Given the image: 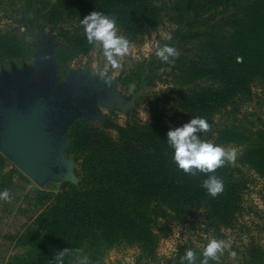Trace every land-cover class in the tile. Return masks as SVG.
Instances as JSON below:
<instances>
[{
  "label": "trees",
  "instance_id": "16d2710c",
  "mask_svg": "<svg viewBox=\"0 0 264 264\" xmlns=\"http://www.w3.org/2000/svg\"><path fill=\"white\" fill-rule=\"evenodd\" d=\"M14 1L20 3L23 26L39 22L56 31L58 61L95 48L80 25L92 11L115 17L119 34L131 44L167 21L173 29L166 44L180 55L174 64L159 60L156 68L148 62L134 69L136 85L155 86L159 68L169 81L164 90L142 99L149 100L145 121L133 111L122 125L76 119L67 126L66 155L76 165L77 182H63L55 193H36L41 211L17 238L26 251L8 264H52L55 252L65 248L103 264L106 252L122 244L154 261L159 232L168 231L167 223L199 225L205 235L234 228L247 209L248 172L264 180V118L257 119L259 126L215 119L236 115L238 103L250 101L253 89L262 91L264 110V0H0ZM10 33L0 32V58L10 53ZM193 117L210 124L209 132L198 134L202 140L237 148L235 166L208 174L224 182L216 198L201 187L206 174L192 176L177 168L167 143L166 133L174 129L169 121L185 124ZM5 162L0 154V169ZM5 189L13 191L10 174H0V192ZM208 241L201 237L202 246L179 244L165 264H180L188 249L202 258ZM235 253L241 256L238 264H264V247L253 239ZM76 261V256L65 257V264Z\"/></svg>",
  "mask_w": 264,
  "mask_h": 264
},
{
  "label": "rangeland",
  "instance_id": "374dc122",
  "mask_svg": "<svg viewBox=\"0 0 264 264\" xmlns=\"http://www.w3.org/2000/svg\"><path fill=\"white\" fill-rule=\"evenodd\" d=\"M19 20H21L20 3L15 1L12 3L0 2V32H11L10 34L13 36V39L8 37L7 42L11 46L10 53L0 58V79L3 73L10 74L13 68L17 70L27 68L31 75L38 71L36 65L38 49L34 45L33 38L27 33L25 26L19 23ZM37 23V28L41 29L46 36H52L54 43L53 60L57 77L56 86L66 82L69 72L89 70L91 73L93 67L102 68L104 66L105 61L102 53L96 47L89 53L76 57H69L67 54H64L58 61L56 59V51L60 40L57 38L56 31L48 26H43L39 22ZM172 29L173 26L165 21L159 28L145 37L141 43L132 44L131 54L122 60L123 69L118 72L109 73L112 76V81L116 82L115 90L123 98L122 104L130 101L136 95L133 105L126 110L100 108V113L104 117V120H87L88 122L101 124L105 121H112L122 125L133 111L137 113L140 120H146L149 100L144 101L142 99H148L155 93L164 90L169 81L164 73V68L157 69L155 86H147L146 84L136 85L131 80L133 79L132 75L139 63L154 62L155 68L159 66L160 61L155 56L153 45L156 41H159L161 46L166 44L168 39H165V36L167 34L171 35ZM117 34L120 35L119 32ZM130 86H134L132 93L128 92ZM262 94L260 89H253V97L250 101L238 103L236 115L234 113L232 115L221 114L216 117L215 122H231L234 118H237L236 120H240L247 126H259L257 119L264 118V110L259 104ZM79 119L85 120L83 117ZM169 123L173 128L184 124L180 119L169 121ZM67 126L63 129L66 139H68ZM225 148L235 147L227 146ZM67 158L73 161L71 157L67 156ZM5 160L6 162L0 169V174L11 175L13 191L10 194L11 200L9 202L3 200L0 202V264H8L14 256L26 251L25 247L18 245L17 238L32 225L35 217L41 211V207L36 203V193L38 191L55 193L59 190L61 183H63L48 181L39 187L6 158ZM75 168L76 165L73 162V173ZM248 177L251 180V184L245 194L247 209L243 218L240 219L234 228L222 230L220 235H205L203 234V227L199 225L188 226L185 224L179 226L167 223L168 231L159 232L157 257L154 261L140 258L137 248L122 244L106 252L103 264H165L173 256L179 244L191 241L198 246H202L199 242L201 237H207L209 240L212 238L225 240L230 245L218 261H211L212 264H238L241 256L239 255L235 259H232L230 252H236V250L241 252L250 239H253L254 243L264 247V231L261 230V226L264 228V180L251 172H248ZM70 264L76 263L71 262Z\"/></svg>",
  "mask_w": 264,
  "mask_h": 264
},
{
  "label": "water",
  "instance_id": "95a60500",
  "mask_svg": "<svg viewBox=\"0 0 264 264\" xmlns=\"http://www.w3.org/2000/svg\"><path fill=\"white\" fill-rule=\"evenodd\" d=\"M34 33L38 71L31 75L27 68H13L0 79V154L39 187L48 181L76 183L63 129L81 117L103 121L100 108L126 110L136 95L122 104L116 82L105 86L89 70L69 72L56 86L52 36L39 28Z\"/></svg>",
  "mask_w": 264,
  "mask_h": 264
},
{
  "label": "clouds",
  "instance_id": "9594fccd",
  "mask_svg": "<svg viewBox=\"0 0 264 264\" xmlns=\"http://www.w3.org/2000/svg\"><path fill=\"white\" fill-rule=\"evenodd\" d=\"M80 25L83 27L86 41L89 45L98 48L104 58V66L93 67L91 73L98 76L105 86L112 84V76L109 73L118 72L123 69L122 60L131 54L132 44L130 41L118 35L115 17L105 15L100 11H92L80 19ZM165 39L170 40L171 35L167 34ZM155 56L163 63L174 64L175 59L180 55L179 50L168 44L161 46L159 41L153 45ZM42 60H47L43 56ZM238 61L243 57H237ZM210 131V124L205 118L193 117L189 122L180 127L170 129L167 133V143L173 149L172 159L177 168L185 174L196 176L203 173L208 176L202 181L201 187L206 190L208 196L216 198L224 191V182L215 175L216 169L224 167L226 164L235 166L237 150L236 148H225L220 145L204 141L198 135ZM0 200L9 202L11 195L9 190L0 192ZM230 247L225 240L210 239L203 247L198 258L196 252L192 249L186 250L180 257V264H209V261H218L225 250ZM66 256H76V264H92L89 257L81 255L80 250L65 248L55 252L52 264H65ZM232 259L236 258V253L230 252Z\"/></svg>",
  "mask_w": 264,
  "mask_h": 264
},
{
  "label": "flooded vegetation",
  "instance_id": "af4514ba",
  "mask_svg": "<svg viewBox=\"0 0 264 264\" xmlns=\"http://www.w3.org/2000/svg\"><path fill=\"white\" fill-rule=\"evenodd\" d=\"M38 27V23L37 22H35V23H33V24H28V23H26V25H25V29L27 30V33L30 35V33H34V28H37ZM35 34V33H34ZM48 36V35H47ZM50 45L51 44H54L53 43V40H51L50 41V43H49ZM37 48V47H36ZM38 49V48H37Z\"/></svg>",
  "mask_w": 264,
  "mask_h": 264
}]
</instances>
